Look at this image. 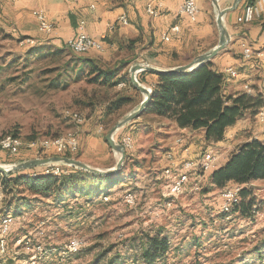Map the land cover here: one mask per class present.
Returning <instances> with one entry per match:
<instances>
[{"label": "rangeland", "instance_id": "obj_1", "mask_svg": "<svg viewBox=\"0 0 264 264\" xmlns=\"http://www.w3.org/2000/svg\"><path fill=\"white\" fill-rule=\"evenodd\" d=\"M23 37L16 25L0 17V141L17 134L23 147L17 155L0 148V165L12 167L43 158L28 148L30 143L42 145L70 131L77 132L81 142L79 152L69 157L80 159L84 142L77 126L90 118L96 124L101 121L105 138L117 121L145 99L139 93L133 102L104 117V104L118 88L90 83L89 67H81L78 56L82 55L69 47L37 37H32V43ZM124 83L118 86H127ZM70 111H81L88 120L82 125L71 121ZM136 120L114 135L118 142L124 133L134 138L130 157L126 156L121 168L124 172L114 173L122 179L118 184L94 186L89 179L74 194L46 195L25 183L0 180L1 223L13 217L6 236L0 226V253L5 240L7 246L0 264H146L143 250L147 239L154 236L167 239L168 250L153 264H264V180L251 182L245 211H241L242 197L238 206L222 208V193L230 187L211 185L208 172H191L185 192L171 194L170 184L177 181L179 171L165 173V156L168 150L180 160L186 156L181 146L176 148V139L183 138V145L192 144L194 155L207 150L220 159L235 148L203 142L197 133L174 132L162 124V118L145 113ZM106 148L112 154L109 163L115 167L121 153L108 143ZM57 163L72 169L71 164ZM45 173L58 172L45 169ZM195 182L198 190L193 188ZM74 239L80 245L73 250Z\"/></svg>", "mask_w": 264, "mask_h": 264}, {"label": "crops", "instance_id": "obj_2", "mask_svg": "<svg viewBox=\"0 0 264 264\" xmlns=\"http://www.w3.org/2000/svg\"><path fill=\"white\" fill-rule=\"evenodd\" d=\"M197 1L200 13L195 22H191L186 15L180 13L184 0H164L161 14L157 17L147 13L145 0H96L94 9L89 7L87 0H20L18 2L0 0V17L6 23L11 22L16 25L20 35L45 38L57 47H68V41L78 34L80 21L84 19L89 34L95 38L107 35L106 50L104 52L91 50L78 57L93 59L104 64V67L120 66L122 69L113 80L123 74L129 75L131 80V70L136 64L168 69L178 64H186L197 55L211 51L219 44L221 35L217 20L219 10L229 9L223 16L224 25L229 33V42L211 61L216 68L226 73L228 92L246 91L247 86L251 90L250 93L262 94L264 100V62H261L256 54L250 59L244 58L243 55L244 43L250 45L257 53L264 51V15L256 17L250 23L238 22V16L243 12L245 5L252 0ZM38 10H44L54 23V30L47 35L48 37L39 30L35 16ZM123 13L128 16L129 23L119 25L117 29L110 31L108 24ZM176 25L180 26L179 32L174 30ZM163 33H169L170 41L162 39ZM132 39H137V42L131 45ZM230 67L238 73L236 77H230L226 72ZM142 71L137 72V78ZM145 78L152 84L157 82V77L152 72L146 74ZM142 85L152 92V86ZM114 88H118L123 94L131 95L134 99L139 94L130 81L126 87L117 85ZM150 115L162 118L165 121H162V124L174 132L197 133L205 142L203 130L179 128L167 117ZM77 129L81 132L84 142L80 159L95 168L113 167L109 163L112 154L107 151L105 129L101 121L96 124V121L90 118L81 127L77 126ZM263 137L264 122H259L257 114L248 113L229 126L225 139L216 144L225 143L228 148H236L243 141ZM188 146L193 151L192 144ZM176 148L180 147L176 146ZM230 152L231 150L221 155V159L218 157L220 160L218 166L228 158Z\"/></svg>", "mask_w": 264, "mask_h": 264}, {"label": "trees", "instance_id": "obj_3", "mask_svg": "<svg viewBox=\"0 0 264 264\" xmlns=\"http://www.w3.org/2000/svg\"><path fill=\"white\" fill-rule=\"evenodd\" d=\"M26 38L28 37L24 36L22 40ZM130 42L131 45L135 44L137 39H132ZM78 59L81 67L83 65L89 67L90 78L88 81L90 83L108 85L111 88L120 82L128 83L130 81L132 84L127 74L113 80L122 69L120 66L103 67L100 62L93 59L82 57ZM148 73L151 72L142 71L138 76L141 83L152 86L151 100L144 113L167 117L179 128H188L192 131L203 130L206 143L223 141L229 126L235 124L238 119L248 113L256 114L257 110L264 104L262 94H253L247 91L228 92L226 73L216 68L212 61L205 62L189 72L154 73L157 82L153 84L145 78ZM134 88L141 93L139 89ZM133 100L131 95L118 91L104 104V117L120 110ZM135 122L137 121L129 123L126 128ZM13 136H17V134ZM130 152L126 150L127 157H130ZM48 156H54V153L45 157ZM68 156L71 155L68 154ZM38 167L40 166L27 169L30 170V173L35 171V175H28L27 171L22 172L20 170L9 174L0 172V180L3 179L14 185L25 183L32 191L46 195L67 194L69 192L74 194L81 191L80 186L87 183L89 179L92 181V185L95 186L99 183L101 187L104 183L118 184L122 181L119 175L117 177L115 174L97 175L76 165H72V169L66 170L62 174H48L45 173V169L39 170ZM123 172L121 169L120 173ZM257 179H264V137L251 138L241 142L230 152L228 158L220 166L208 172L209 183L213 186L218 188L240 186L236 199L243 198L241 211H245V199L252 193L250 184ZM207 190V188L204 189V191ZM239 204L237 201L233 206L236 207ZM231 207L232 205H229L227 209L230 210ZM235 210H239V208ZM167 250V239L158 236L149 237L142 258L146 264H153L156 259L162 258Z\"/></svg>", "mask_w": 264, "mask_h": 264}, {"label": "built area", "instance_id": "obj_4", "mask_svg": "<svg viewBox=\"0 0 264 264\" xmlns=\"http://www.w3.org/2000/svg\"><path fill=\"white\" fill-rule=\"evenodd\" d=\"M10 2H18L20 0H7ZM89 2V7L94 9L96 8V0H87ZM164 0H145V8L149 15L153 17H157L161 14V9L163 7ZM180 13L186 15L191 22H195L198 19V15L200 13V8L197 0H184L183 4L180 7ZM264 15V0H254L245 5L243 12L238 16V22H252L256 17H260ZM35 16L38 21L39 30L46 34L50 35L54 30V23L49 19L48 15L44 10H38L35 12ZM129 23L128 16L123 13L120 14L114 21L108 24V29L113 31L117 29L119 25H127ZM86 21L82 19L79 25L78 34L71 38L68 41V47L77 53L86 54L91 50H97L99 52H104L106 50L105 39L107 35L104 34L100 38H95L91 34L86 31ZM175 32L180 31V26H174ZM162 39L164 41H170L171 36L169 33H163ZM23 41H28L35 43V39L32 37H28ZM243 55L244 58L250 59L255 54L261 59V62H264V51H259L258 53L248 44H243ZM226 72L230 75V77H236L238 73H235L232 67L228 68ZM126 87V86H124ZM246 91L248 93L251 92L249 87L246 86ZM66 112V110L64 111ZM257 118L259 122H264V104L260 107ZM88 120L86 114L81 119H74L71 116V121H78V123L84 124ZM60 144L59 145H37L35 143L32 146H28V148L36 153L39 157H45L52 153H63L64 156H68V154L73 155L79 152L80 149V135L77 132H71L63 135H59ZM132 139L133 136L130 133H124L120 135L121 145L128 151H132ZM184 139L178 138L176 139V146H181L183 148V153L186 155L183 160L177 158L176 153L173 150H168V155L165 156L167 167L165 169V173L173 175L175 171H179L177 174V183L170 184V193L171 194H183L187 188L188 183L190 182V173L191 172H201L206 173L218 166V157L210 152V151H200L197 154H193L188 145H183ZM2 151L10 154L17 155L21 153L23 147L18 145V142H11V146L9 147H0ZM44 169H55L58 173H64L66 170L63 166L58 164L57 162H51L42 165ZM39 171V170H38ZM35 172V171H34ZM240 186H234L227 188L223 191L224 203L222 208L226 205H233L239 199H236V192ZM193 188L196 190L199 189V185L197 182L194 183ZM13 222V221H12ZM2 226V235L6 236L9 231L11 225H1ZM1 240H5L2 237ZM76 245H80V241L78 239H74L71 241V249H75ZM6 240L5 247L1 248L0 255L6 252Z\"/></svg>", "mask_w": 264, "mask_h": 264}, {"label": "water", "instance_id": "obj_5", "mask_svg": "<svg viewBox=\"0 0 264 264\" xmlns=\"http://www.w3.org/2000/svg\"><path fill=\"white\" fill-rule=\"evenodd\" d=\"M228 10L229 9L219 10L217 20H218V26L220 28L221 35H220L219 44L215 46L211 51L197 55L190 62L186 64L178 65V66L171 67L168 69L156 68L153 66L143 65V64H136L132 67V70H131L132 84L134 85V87H136L137 89H139L145 94V99L141 102L138 109H136L135 111L131 112L130 114L126 115L125 117L117 121L114 124V126L109 130V132L107 133L105 137L107 142L110 144V146L114 150L121 153V157L115 167H111L109 169L103 170L100 168L92 167L78 158L64 156V155H54V156H48V157H43V158L30 159L27 161H23L19 164L13 165L12 167H5L3 165H0V172L9 174L13 171H18V170H23V169L25 170V169H29L32 167L51 163V162H63V163L71 164V165H76V166L82 167L83 169L89 172L95 173L97 175H111L121 170L123 163L125 161V158H126V149L121 145V143H119L115 139L114 135L120 128L138 119L141 116V114L144 113L145 108L147 107V105L149 104L151 100V90L139 82L137 78V72L140 70H143V71H148V72H152L156 74L184 73V72H189L193 70L194 68L198 67L199 65L205 62L211 61L214 57L218 55L220 51H222L227 46L229 42V33L223 22V16Z\"/></svg>", "mask_w": 264, "mask_h": 264}, {"label": "bare ground", "instance_id": "obj_6", "mask_svg": "<svg viewBox=\"0 0 264 264\" xmlns=\"http://www.w3.org/2000/svg\"><path fill=\"white\" fill-rule=\"evenodd\" d=\"M75 52V51H74ZM77 53V52H75ZM78 54H83V53H78ZM234 70V69H233ZM235 71V70H234ZM236 73V72H235ZM121 84H125L124 82ZM70 117L73 116L74 119H81L84 117V113L81 111H70L69 112ZM76 123H78V121H74ZM81 125V123H78ZM70 133V132H69ZM11 142H18V145L21 147L22 146V139L18 136H9V137H5L0 141V145L1 147H9L11 146ZM34 144V142L30 143L29 146H32ZM60 144V137H57L53 140H49V141H44L42 143V145H59ZM134 138L132 139V147L134 146ZM59 155H63V153H58ZM168 155V152H167ZM49 171V170H48ZM49 174V173H48ZM177 183V181L175 182ZM227 206V205H226ZM13 217L12 216H7L3 219V222L1 223V225H10L11 221H12ZM2 228V226H1Z\"/></svg>", "mask_w": 264, "mask_h": 264}]
</instances>
